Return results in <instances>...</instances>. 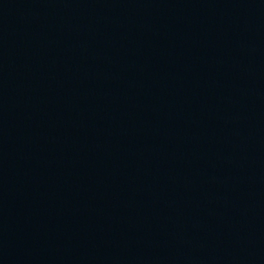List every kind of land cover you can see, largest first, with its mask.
I'll list each match as a JSON object with an SVG mask.
<instances>
[{
  "label": "water",
  "instance_id": "obj_1",
  "mask_svg": "<svg viewBox=\"0 0 264 264\" xmlns=\"http://www.w3.org/2000/svg\"><path fill=\"white\" fill-rule=\"evenodd\" d=\"M0 264H264V0H0Z\"/></svg>",
  "mask_w": 264,
  "mask_h": 264
}]
</instances>
